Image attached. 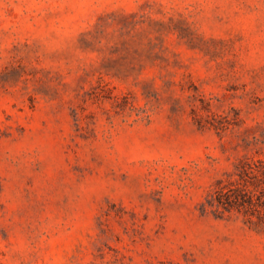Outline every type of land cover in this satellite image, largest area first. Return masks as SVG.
I'll return each mask as SVG.
<instances>
[{"label": "rangeland", "instance_id": "rangeland-1", "mask_svg": "<svg viewBox=\"0 0 264 264\" xmlns=\"http://www.w3.org/2000/svg\"><path fill=\"white\" fill-rule=\"evenodd\" d=\"M0 264H264V0H0Z\"/></svg>", "mask_w": 264, "mask_h": 264}]
</instances>
